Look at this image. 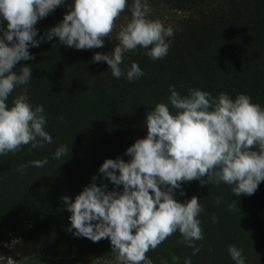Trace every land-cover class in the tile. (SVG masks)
Masks as SVG:
<instances>
[{
  "label": "trees",
  "instance_id": "trees-1",
  "mask_svg": "<svg viewBox=\"0 0 264 264\" xmlns=\"http://www.w3.org/2000/svg\"><path fill=\"white\" fill-rule=\"evenodd\" d=\"M153 3L187 16L165 25L174 35L163 59L152 60L139 47L124 54L122 70L136 63L145 73L138 79L129 82L123 74L114 78L106 63L92 61L93 54L115 47L108 36L104 47L80 50L53 37L28 49L34 59L15 65L16 72L30 66L32 79L14 89L8 103L26 88L33 108H44V128L52 143L31 151L30 145H23L15 153L0 155V241L17 240L55 257L116 262L107 238L92 242L73 235L74 229L68 231L71 213L62 197L73 200L89 183L106 185L108 191L122 189L98 169L105 159L128 161L126 149L146 136V113L157 103H167L169 86L181 95L193 88L213 97L223 92L232 99L243 93L264 108V0H148V5ZM131 4L128 0L122 13L130 16ZM70 5L71 0H64L39 19L34 25L37 38L61 21ZM61 145L70 148L69 154L54 159ZM45 158L48 163L42 167L30 163ZM21 165H27L24 175L18 171ZM174 195L179 202L195 196L202 206L198 219L203 239L194 241L200 250L193 255V248L181 243L176 232L146 253L151 264H184L186 259L191 264H234L229 245L242 250L245 264H264V181L250 196H235L224 183L201 186L197 180L182 182Z\"/></svg>",
  "mask_w": 264,
  "mask_h": 264
},
{
  "label": "clouds",
  "instance_id": "clouds-1",
  "mask_svg": "<svg viewBox=\"0 0 264 264\" xmlns=\"http://www.w3.org/2000/svg\"><path fill=\"white\" fill-rule=\"evenodd\" d=\"M127 2L71 0L62 20L37 38L34 25L64 0H0V155L15 153L23 145H30L31 151L52 143L44 128V108H33L26 88L8 103L14 89L32 79L30 66L14 71L17 62L34 59L28 49L53 37L78 50L104 47V38L113 31ZM129 12L130 19L119 25L115 47L106 54H93L92 61L106 63L114 78L123 74L131 82L145 73L134 62L122 70L124 54L139 47L152 60L163 59L174 32L171 26L149 18L148 0H132ZM168 91L167 103H157L146 113L147 134L126 149L128 161L105 159L98 169L122 189L108 191L106 185L89 183L73 200L62 197L71 213L68 231L74 229L73 235L92 242L107 238L116 264H151L146 253L176 232L181 243L193 248V255L199 252L194 241L203 239L198 219L203 209L195 196L183 202L176 199L174 190L182 182L224 183L233 195L250 196L264 181V108L243 93L232 99L223 92L213 97L198 88L189 89L187 95L174 86ZM69 151L61 145L53 158ZM30 163L42 167L48 160ZM26 167L18 169L21 175ZM236 207V203L229 205V210ZM212 220L217 222L214 215ZM227 252L234 264H245L241 249L229 245ZM177 260L174 256L173 261ZM184 264L191 261L186 259Z\"/></svg>",
  "mask_w": 264,
  "mask_h": 264
},
{
  "label": "rangeland",
  "instance_id": "rangeland-1",
  "mask_svg": "<svg viewBox=\"0 0 264 264\" xmlns=\"http://www.w3.org/2000/svg\"><path fill=\"white\" fill-rule=\"evenodd\" d=\"M150 8V19L159 20L164 25H173L177 21L186 17L187 14L178 12L170 6L162 3H153L148 5ZM130 16L121 13L115 20V27L108 35L109 39L114 43L119 25L126 23ZM0 264H116V262H108L95 257L75 255L73 257H55L46 253L41 249L31 247H23L17 240L9 242L0 241Z\"/></svg>",
  "mask_w": 264,
  "mask_h": 264
}]
</instances>
